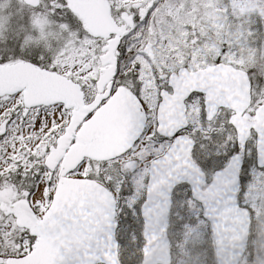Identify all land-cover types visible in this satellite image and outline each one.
I'll return each mask as SVG.
<instances>
[{
    "label": "snow or ice",
    "instance_id": "1",
    "mask_svg": "<svg viewBox=\"0 0 264 264\" xmlns=\"http://www.w3.org/2000/svg\"><path fill=\"white\" fill-rule=\"evenodd\" d=\"M0 264H264V0H0Z\"/></svg>",
    "mask_w": 264,
    "mask_h": 264
}]
</instances>
